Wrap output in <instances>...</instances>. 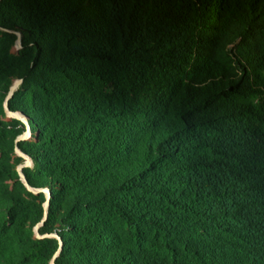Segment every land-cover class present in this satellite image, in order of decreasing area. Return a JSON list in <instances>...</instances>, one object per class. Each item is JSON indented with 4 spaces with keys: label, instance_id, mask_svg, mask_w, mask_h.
<instances>
[{
    "label": "trees",
    "instance_id": "16d2710c",
    "mask_svg": "<svg viewBox=\"0 0 264 264\" xmlns=\"http://www.w3.org/2000/svg\"><path fill=\"white\" fill-rule=\"evenodd\" d=\"M0 26L59 264H264V0H2ZM24 202L0 194V264L59 249Z\"/></svg>",
    "mask_w": 264,
    "mask_h": 264
},
{
    "label": "rangeland",
    "instance_id": "374dc122",
    "mask_svg": "<svg viewBox=\"0 0 264 264\" xmlns=\"http://www.w3.org/2000/svg\"><path fill=\"white\" fill-rule=\"evenodd\" d=\"M27 53L21 34L18 33L17 37L14 31L0 26V54L21 58ZM23 87L24 79L15 78L9 82L7 90L0 93V122L5 124L1 126L2 130L0 131V164L5 167V171L0 175V194L13 195L25 201V205L22 210L17 211L18 213H27L35 219L42 215V219L37 224L28 223L26 231L33 240L49 239L50 248L52 243L57 242L59 249L48 264H59L58 261H61L64 246L62 236L55 230L49 233H41L45 223H53L56 220L55 217L52 218L51 214L53 213V195L48 188L35 187L33 182L29 181L28 177L32 181H40L41 175L35 173V161L20 148L22 142L34 141V133L24 115L14 112L10 108L9 102L11 100L16 101L15 95L19 91L21 92ZM20 167H22V173L19 171ZM49 217H51L50 220ZM11 227V222L8 221L7 228L13 231L14 237L18 240L16 229Z\"/></svg>",
    "mask_w": 264,
    "mask_h": 264
},
{
    "label": "water",
    "instance_id": "95a60500",
    "mask_svg": "<svg viewBox=\"0 0 264 264\" xmlns=\"http://www.w3.org/2000/svg\"><path fill=\"white\" fill-rule=\"evenodd\" d=\"M19 171H20V173H22V167H20V170Z\"/></svg>",
    "mask_w": 264,
    "mask_h": 264
},
{
    "label": "bare ground",
    "instance_id": "6f19581e",
    "mask_svg": "<svg viewBox=\"0 0 264 264\" xmlns=\"http://www.w3.org/2000/svg\"><path fill=\"white\" fill-rule=\"evenodd\" d=\"M20 115V114H19Z\"/></svg>",
    "mask_w": 264,
    "mask_h": 264
}]
</instances>
